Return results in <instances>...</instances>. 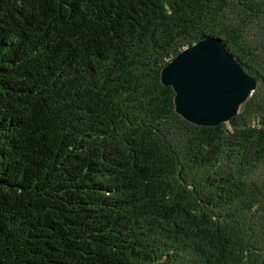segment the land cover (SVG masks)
Returning a JSON list of instances; mask_svg holds the SVG:
<instances>
[{
    "label": "trees",
    "instance_id": "1",
    "mask_svg": "<svg viewBox=\"0 0 264 264\" xmlns=\"http://www.w3.org/2000/svg\"><path fill=\"white\" fill-rule=\"evenodd\" d=\"M206 36L257 87L203 127L159 76ZM0 264H264V0H0Z\"/></svg>",
    "mask_w": 264,
    "mask_h": 264
},
{
    "label": "water",
    "instance_id": "2",
    "mask_svg": "<svg viewBox=\"0 0 264 264\" xmlns=\"http://www.w3.org/2000/svg\"><path fill=\"white\" fill-rule=\"evenodd\" d=\"M172 87L174 111L186 122L216 126L235 116L257 87L218 36H206L180 49L160 70Z\"/></svg>",
    "mask_w": 264,
    "mask_h": 264
}]
</instances>
